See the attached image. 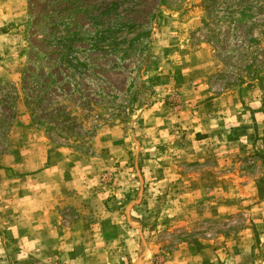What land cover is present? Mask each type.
<instances>
[{
    "label": "rangeland",
    "instance_id": "374dc122",
    "mask_svg": "<svg viewBox=\"0 0 264 264\" xmlns=\"http://www.w3.org/2000/svg\"><path fill=\"white\" fill-rule=\"evenodd\" d=\"M15 144L52 181L0 170V264H264V0H0Z\"/></svg>",
    "mask_w": 264,
    "mask_h": 264
},
{
    "label": "trees",
    "instance_id": "16d2710c",
    "mask_svg": "<svg viewBox=\"0 0 264 264\" xmlns=\"http://www.w3.org/2000/svg\"><path fill=\"white\" fill-rule=\"evenodd\" d=\"M50 61H51V67H56V68H60L59 64H62L65 67L68 66V67H73L76 69H78V66H80V65L84 66V63H82L78 58H71L70 55H68V54H65L62 56V58H59L58 62H53L52 60H50ZM74 71H76V70H74ZM76 72H77V74H80L81 76L84 75L80 71H76ZM77 74L72 73L70 75V74L65 73V72H59V75L61 77L56 79V76H57L56 73H53V72L48 73V74L44 73V74H42V76L45 78V81H42V83H38V81H36V83H37L38 88L40 89L41 94L42 93L43 94L44 93L49 94L50 89H52L51 94H53L54 92L55 93L56 92L64 93L66 90L59 85H61V83L63 81H65L66 84L71 83L70 80L73 77L78 76ZM73 81H75V80H73ZM70 91L77 92L78 94H80L82 101H86L88 99L89 104L90 105L92 104L90 98H88V96H85L78 88H75V87L71 88L69 90V93H70ZM92 93L96 94L98 96H101L102 94L103 95L105 94V91L104 90H102V91L101 90H98V91L93 90ZM41 94L36 98V102H38V103L40 102V104L44 101ZM131 100H132V98L124 99L123 102L124 103H126V102L131 103ZM40 104H38V105H40ZM49 114L51 115V117L53 119L50 122L51 129L58 136L60 135L59 133H62L63 131L69 129L72 126V124H74L73 123L74 122L73 117L70 116V113L68 111L66 112V107L64 105H59V106L54 107L53 110L49 112Z\"/></svg>",
    "mask_w": 264,
    "mask_h": 264
},
{
    "label": "crops",
    "instance_id": "0c3cea01",
    "mask_svg": "<svg viewBox=\"0 0 264 264\" xmlns=\"http://www.w3.org/2000/svg\"><path fill=\"white\" fill-rule=\"evenodd\" d=\"M18 123L19 122L16 119L15 125L11 129L14 130V127L16 125H18ZM17 138H19V135L16 136V139ZM16 144H15V146H11L9 149H7L6 151H4L3 153L0 154V164H3L4 166H6L5 169L2 168L0 170L4 171L5 174L10 173L12 180L24 179V180H28V181L33 180L35 182L38 181L40 183H37V185H40V186H42V184H44V186H46V184H48V182H51L52 179H48V180L44 179V177L46 175H48L49 171H50V167L48 164H47V166L41 165L38 168H30L27 170H21L18 168L20 166V164H19L20 160H21V164L25 161V159H22V157L25 154L31 152V150H33V148H29V147L27 148L26 147V149H25V146L19 147ZM41 177H43L42 180H41ZM15 178H17V179H15ZM20 178H22V179H20ZM28 186H30V189L28 192H32V190L36 186V183H31Z\"/></svg>",
    "mask_w": 264,
    "mask_h": 264
}]
</instances>
